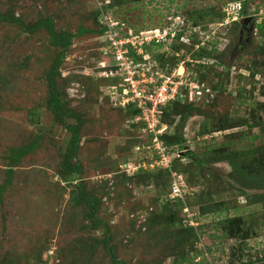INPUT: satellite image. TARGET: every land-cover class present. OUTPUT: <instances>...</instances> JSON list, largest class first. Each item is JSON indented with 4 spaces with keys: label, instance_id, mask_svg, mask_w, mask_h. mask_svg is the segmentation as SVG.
<instances>
[{
    "label": "rangeland",
    "instance_id": "obj_1",
    "mask_svg": "<svg viewBox=\"0 0 264 264\" xmlns=\"http://www.w3.org/2000/svg\"><path fill=\"white\" fill-rule=\"evenodd\" d=\"M98 10L104 13V18L99 17L103 23L109 18L127 19L129 24L125 23V27L134 31L158 25L164 28L178 21L179 33L184 31L185 36L180 42L183 46L178 52L182 60L177 66L178 69L185 63L183 81L207 74L208 88L202 90L221 85L218 95L206 91L203 94L215 96L213 103L206 105L208 109L201 105L192 113L182 107L178 109L182 116L173 112L177 116L171 118V135L179 129L175 125L187 117L183 129L185 150L200 152L209 146H229L236 153L264 144V124L202 133L205 128L218 129L227 119L249 118L252 123L250 113L257 103L264 102V55L256 53L257 47L264 49V31L260 33L256 27L264 24V0H0L2 15L15 16L27 26L35 25L40 17L50 16L56 31L75 35L70 47L73 60L84 66L95 63ZM229 14L235 18L229 19ZM246 17L253 21L248 35L243 36L242 19ZM81 30L83 34L79 33ZM230 41L226 54L220 57ZM198 50L214 52L213 57L194 60L192 55ZM57 53L46 30L30 33L15 23L0 20V184L6 181V165H11L9 149L36 141L35 150L17 168L12 189L0 198V264H112L102 244L103 228L96 227L93 219H84L88 207L74 201L79 184L85 186L87 193L102 198L98 217L111 229V245L126 264H173L174 257H166L168 250L163 247L165 241L166 247L172 245L165 237L168 235L160 226L154 230L155 222H150L151 217L163 212L166 196L155 202L157 190L153 183L123 182L125 171L127 175L135 173L137 159H151L150 153L140 154L143 146L134 148L141 141L139 137L145 143L150 138L131 116L110 107L93 84L78 81L81 78L70 85L80 84L73 96L69 95V87L64 93L71 109L80 111L84 118L78 157L82 173L76 175L71 185L58 175L70 133L56 123L47 108L46 74ZM154 62L151 59L147 69L155 72ZM72 73L78 74L77 69ZM242 98L249 102L240 105ZM115 103L119 101L110 99L113 107H117ZM233 165L221 162L206 172L192 173L191 183L183 181V192L194 205L208 204L211 199L215 208L220 209L201 218L206 227L198 247H209L208 257L203 256L208 264H229L231 259L235 264H264V202H250L251 196L256 198L264 191L256 189L252 180L239 182L231 173ZM24 187L33 191L29 196L35 204L30 210L11 214L17 209L11 205L17 200V191ZM193 194L203 196L194 200ZM48 201L58 215L34 208ZM187 209L194 217L196 210ZM65 215L73 219L66 220ZM235 217L242 218L245 226L256 233L247 240L242 257L239 253L231 256L239 240L219 238L214 229L217 223ZM201 259L197 258L195 263Z\"/></svg>",
    "mask_w": 264,
    "mask_h": 264
},
{
    "label": "trees",
    "instance_id": "obj_2",
    "mask_svg": "<svg viewBox=\"0 0 264 264\" xmlns=\"http://www.w3.org/2000/svg\"><path fill=\"white\" fill-rule=\"evenodd\" d=\"M134 1H142V0H134ZM245 13V11H244ZM104 13L101 10H98L95 15V33L97 35V47L96 51L93 53V56L96 57L94 64L82 65V63H78L73 60V55L71 53L70 47L73 43V35L69 31H56L55 30V22L54 19L50 16L48 17H40L39 21L35 25L27 26L25 22L15 16H5L0 14V20L7 21L10 23L17 24L20 28L25 30L26 32L35 33L41 29H44L49 34V39L51 45L58 49V53L55 56L49 71L46 74V80L48 84V98H47V108L53 114L54 119L57 124L64 125V128L70 133V142L68 144L67 150L64 154V159L62 163V168L59 171L61 179L65 180L68 185H71L77 176L82 173V166L78 161L79 152L81 150V141H82V127L84 124V118L80 111H75L71 109L70 102L68 101L67 95L65 96L64 90L66 87L70 88V85L73 81L78 80L81 82H86V84H90L96 88V92L98 95H101L103 100H105L110 107L117 111H122L126 113L128 116H131L132 119L136 118L139 114L134 107V104H129L126 107H113V104H110V99L106 95V89L110 85H117L119 83L118 78L113 77H100L97 75L99 71H108L109 69L98 68V62H105L108 57H103L101 48L105 45L104 41L101 40V37L104 36L108 31L109 27L106 23H103L99 17H103ZM202 16V15H201ZM243 17V16H242ZM194 18V17H193ZM114 21L118 20V18H114ZM127 20V19H126ZM126 20L121 21L120 19L117 21L119 26L116 27V31L119 32V36H122L124 30L120 24L127 23ZM195 24L197 21L192 19ZM243 20V19H242ZM240 22L238 23V25ZM256 24V22H255ZM254 24V25H255ZM159 26V25H158ZM158 26H154L158 28ZM160 27H162L160 25ZM260 33L264 31V24L256 25ZM132 28V27H130ZM136 31V30H135ZM138 32V31H136ZM179 33L177 37V42L166 47V44H152L149 46H145L146 52L151 55V58L158 63L159 70L165 72L166 74L170 73L174 68L178 66V63L182 60V57L176 56V53L180 48H182V44L179 42V38L184 34ZM80 34H83L84 31H79ZM261 35V34H260ZM261 37V36H260ZM180 43V44H179ZM231 41L228 42V45L223 49L220 57H223L228 50V46ZM203 50V49H202ZM199 51L197 54H193V59L197 60V58L207 57L212 58L214 52ZM256 53L260 55H264V49L257 47ZM136 60H143L141 56H135ZM78 63V64H77ZM96 64V65H95ZM201 66V65H199ZM77 69L78 74H73L72 70ZM209 75L205 74L202 77L194 78L198 81L200 85L203 87H207L205 83L209 79ZM193 78V77H192ZM97 85H96V84ZM80 85V84H79ZM208 88V87H207ZM221 85H215L214 87H209L210 92L215 94H219ZM67 90V89H66ZM205 94V89L203 90ZM209 99V96L202 97L201 99L192 98L189 95L187 90L181 89L180 93L176 97V99L167 105L164 108V112L162 115L161 122L162 124H167L170 126L174 123L172 117H176L177 115L182 116L180 110L182 107L187 109L189 112L196 113L200 106L202 105L205 109H208L209 106L213 103L215 96ZM249 102L248 99L242 98L240 101V105H246ZM254 110L250 113V117L252 123H250L249 118H241V119H227L222 124L219 125L218 129L208 131L205 128V131L202 133H211L216 132V130L226 131L237 127H242L246 125H252L250 127H261L264 124V102L257 103V106L253 108ZM176 113V116H173ZM192 115V114H191ZM194 115V114H193ZM186 120L187 117H184ZM72 120V122H71ZM179 121L178 125H175L177 132L175 134L170 133V129L163 135H161V140L164 141L166 147L169 152L173 154L174 158L171 163L170 168L163 167H154V168H140L133 175H127V171L123 172L125 175L123 176V182H132L134 180H145L148 183H153L157 190V197L155 202H158L160 197L166 196V202L163 208V212L161 214L154 215L151 217L150 222H155L154 230L157 229V226H160V229L165 232L168 236H165L170 240L171 247H166V241L164 242V250L167 251L166 257H174L175 261L173 264H208V262L204 259V255H207L209 247H205V249H201L198 247L199 243L203 241V236L205 235L204 229L206 227L205 224H202L201 218L209 215L211 213L215 214L220 211L217 209V206L213 205L214 202L209 199L208 204L194 205L193 201H191V197H187L184 195V198H174L170 197V187L172 183V172H176L181 174L184 178V181L189 184L191 183L192 173L195 175V171L206 172L211 168H214L218 163L221 162H232L235 169L231 172L233 173L239 182H247L252 180L254 183L253 186L256 189L264 191V144L259 147H252L250 150H242L236 153H232L229 146H209L200 152L187 151L184 149L186 144V139L184 138L183 129L185 126V120ZM135 125H139L142 128L141 124L135 123ZM175 128V129H176ZM32 136H36L32 135ZM37 138V137H36ZM141 141L135 144L136 147H141L147 145L150 142V139L147 143L142 141V138L139 137ZM36 148V141L33 143H28L23 146L17 148L9 149L8 161L11 165H6L5 174L6 181L0 184V198L4 197V194L8 192L10 189V185L14 182V176L16 174L17 168L22 164L23 159L31 154ZM147 151L141 149L140 154H145ZM151 159H147L145 157L143 160H138V162H146L148 166L150 163L157 158L155 150L150 152ZM187 160H190L189 163ZM73 176V177H72ZM191 176V177H190ZM17 200L15 203H12V206H16L17 209L10 211L11 214H19V212L23 210H30L31 206L35 204L32 202V198L29 196L33 193L32 190H26L24 187L21 191H17ZM194 200L197 198H201L203 195L198 196L197 194H193ZM14 197V196H13ZM12 197V198H13ZM74 201L77 205L87 206L89 209V213H84V219H93L95 220V226L103 228L104 240L102 242L104 249L107 251L109 260L112 264H126L125 259L120 258L117 254L116 248L111 245L112 237H111V229L105 223V221H101L98 217V204L102 202V198L97 197L95 193H87L84 185H77L76 190L74 191ZM253 200L250 202H264V193H259L256 198L250 197ZM12 200V199H11ZM10 200V201H11ZM23 206V207H22ZM86 207V208H87ZM34 208H38L40 210L48 209L52 216L58 215L55 209H53L50 205V202L42 203L34 206ZM185 208H189L190 211L196 210L194 213V217L188 218V213L184 212ZM199 215H196V214ZM9 214V213H8ZM66 220L73 219L72 216L69 218L65 215ZM190 221L196 223V225H192ZM199 223V224H198ZM198 224V225H197ZM215 230L219 232V238L224 239H236L239 240V244L237 246H233L234 252L231 253V256L234 257L236 253H239L240 257H242L243 252L246 248L247 240H250L254 236H256L254 231L245 226V222L242 218H231L226 219L214 227ZM150 229L151 232L154 231ZM6 245H4V248ZM238 250L239 252H237ZM242 254V255H241ZM164 257L161 256V259ZM202 258L199 262H196L197 258ZM235 260L231 259L229 264H235ZM248 262V261H247ZM238 264H245L244 262Z\"/></svg>",
    "mask_w": 264,
    "mask_h": 264
},
{
    "label": "built area",
    "instance_id": "obj_3",
    "mask_svg": "<svg viewBox=\"0 0 264 264\" xmlns=\"http://www.w3.org/2000/svg\"><path fill=\"white\" fill-rule=\"evenodd\" d=\"M241 10V9H240ZM232 14L228 15L229 19H233ZM106 24L110 28L109 31L101 37L104 41V46L101 48L102 56L108 57L105 62H98V68L109 69L108 71H99L97 73L100 77H113L118 78L119 83L117 85H110L106 89V95L109 99L115 98L119 103H115L117 106L126 107L129 104H134V107L139 114L134 118L133 122L142 125V133L146 134L150 138V142L142 147L143 150L150 153L155 150V158L150 165L146 162H139L134 165L136 171L140 168H154L163 167L170 168L173 154L169 152L164 141L161 140V135L165 134L170 128L167 124H162L161 119L164 112V108L172 103L181 89L187 90L190 97L201 99L204 91L203 85H200L194 78L187 77L188 82L185 83L184 78L186 76L184 62L181 63L179 68H174L170 73L166 74L159 70L158 63L154 62V69H147L150 65L151 55L146 52L145 46L152 44H173L177 42L179 34L178 21L170 23V25L162 28L143 29L138 32L132 30V28L125 27L126 24H120L124 33L119 36V32L116 31V27L119 26L117 21L109 18L106 19ZM183 29H181L182 31ZM184 35L178 40L184 41ZM199 46V45H197ZM167 47V46H166ZM169 49V47L167 48ZM135 56H141L143 60H136ZM179 56V53H176ZM183 69L181 72L180 70ZM76 87L79 84L74 83L68 91L70 96L74 95ZM210 92L209 89L206 93ZM212 97H209V99ZM207 99V101L209 100ZM113 102V101H112ZM114 104V102H113ZM140 149V147H136ZM172 183L170 187V197L184 198V178L176 172H172ZM184 211L188 213L189 217L192 214L185 208ZM192 225H196L191 221Z\"/></svg>",
    "mask_w": 264,
    "mask_h": 264
},
{
    "label": "flooded vegetation",
    "instance_id": "obj_4",
    "mask_svg": "<svg viewBox=\"0 0 264 264\" xmlns=\"http://www.w3.org/2000/svg\"><path fill=\"white\" fill-rule=\"evenodd\" d=\"M244 19V18H243ZM243 21V20H242ZM252 23V22H251ZM251 23H249L248 25H245V26H243V24H242V28H243V36H247L248 34V31L250 30V25H251Z\"/></svg>",
    "mask_w": 264,
    "mask_h": 264
},
{
    "label": "water",
    "instance_id": "obj_5",
    "mask_svg": "<svg viewBox=\"0 0 264 264\" xmlns=\"http://www.w3.org/2000/svg\"><path fill=\"white\" fill-rule=\"evenodd\" d=\"M252 21H253L252 17H246L243 19L242 24H243V26H245V25H248L249 23H251Z\"/></svg>",
    "mask_w": 264,
    "mask_h": 264
},
{
    "label": "clouds",
    "instance_id": "obj_6",
    "mask_svg": "<svg viewBox=\"0 0 264 264\" xmlns=\"http://www.w3.org/2000/svg\"><path fill=\"white\" fill-rule=\"evenodd\" d=\"M183 28V27H182Z\"/></svg>",
    "mask_w": 264,
    "mask_h": 264
}]
</instances>
